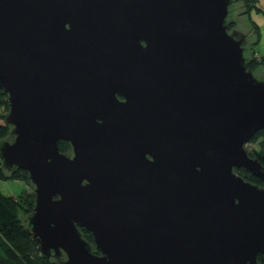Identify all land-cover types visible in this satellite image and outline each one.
Instances as JSON below:
<instances>
[{"label": "water", "instance_id": "water-1", "mask_svg": "<svg viewBox=\"0 0 264 264\" xmlns=\"http://www.w3.org/2000/svg\"><path fill=\"white\" fill-rule=\"evenodd\" d=\"M233 3L0 0V162L27 173L23 222L51 264H261L264 166L245 145L264 76Z\"/></svg>", "mask_w": 264, "mask_h": 264}, {"label": "trees", "instance_id": "trees-1", "mask_svg": "<svg viewBox=\"0 0 264 264\" xmlns=\"http://www.w3.org/2000/svg\"><path fill=\"white\" fill-rule=\"evenodd\" d=\"M241 1L245 6L244 14H248L251 8L263 10L258 7L256 0H234ZM264 12V10H263ZM252 24V33L255 40L250 42L248 39V68L255 71L257 67L264 64V55L254 56L257 51V44L260 40L259 26L254 20L249 19ZM234 27V22H229V29ZM251 51V53H249ZM8 111V101L6 94L0 89V140L7 138L10 127L5 123L4 118ZM249 143H257V147L247 153L256 157L264 166V129L257 131L250 139ZM58 146L61 152L66 153L70 150V145L65 140H60ZM245 180L260 183L251 173L244 169H237ZM16 179L26 183V188L19 194H4L0 191V264H51V259L40 252L37 240L28 233L23 219L32 211L34 203V193L27 181V173L23 169H16L8 173L0 162V179ZM83 237L92 241V234L80 228ZM258 261L264 264V253L258 254Z\"/></svg>", "mask_w": 264, "mask_h": 264}, {"label": "rangeland", "instance_id": "rangeland-1", "mask_svg": "<svg viewBox=\"0 0 264 264\" xmlns=\"http://www.w3.org/2000/svg\"><path fill=\"white\" fill-rule=\"evenodd\" d=\"M256 4L260 9L264 10V0H256ZM245 6L241 1L234 2L230 7V18L234 22V27L240 32L248 34V39L250 42L255 40V35L252 33V24L250 22V18L255 22H258L260 19L264 17L263 10H258L255 7L251 8L248 14H244ZM251 53V51L249 52ZM249 55V54H248ZM258 56V53H254V56ZM263 65V64H262ZM261 66V65H260ZM256 68V73L262 74L264 76V72L261 71V67ZM257 143H247L245 148L247 151L256 148ZM26 188V183L21 180L16 179H0V191L4 194L15 193L19 194L22 190Z\"/></svg>", "mask_w": 264, "mask_h": 264}, {"label": "crops", "instance_id": "crops-1", "mask_svg": "<svg viewBox=\"0 0 264 264\" xmlns=\"http://www.w3.org/2000/svg\"><path fill=\"white\" fill-rule=\"evenodd\" d=\"M256 24L259 26L260 40L257 44V53L259 55H264V17L260 19ZM261 71L264 72V64L260 66ZM11 195H16L15 193H10Z\"/></svg>", "mask_w": 264, "mask_h": 264}, {"label": "flooded vegetation", "instance_id": "flooded-vegetation-1", "mask_svg": "<svg viewBox=\"0 0 264 264\" xmlns=\"http://www.w3.org/2000/svg\"><path fill=\"white\" fill-rule=\"evenodd\" d=\"M117 97L120 99V100H123V97L120 96V95H117ZM80 228H83V227H80ZM85 229V228H84ZM86 230V229H85ZM89 232V231H88ZM91 233V232H90ZM92 245H93V252L94 253H97V254H100V252L96 249V247L94 246V241H93V236H92V241H89Z\"/></svg>", "mask_w": 264, "mask_h": 264}]
</instances>
